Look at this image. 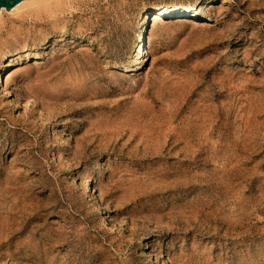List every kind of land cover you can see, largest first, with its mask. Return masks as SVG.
I'll return each mask as SVG.
<instances>
[{
	"label": "rangeland",
	"instance_id": "obj_1",
	"mask_svg": "<svg viewBox=\"0 0 264 264\" xmlns=\"http://www.w3.org/2000/svg\"><path fill=\"white\" fill-rule=\"evenodd\" d=\"M40 3L0 14V264H264V0Z\"/></svg>",
	"mask_w": 264,
	"mask_h": 264
},
{
	"label": "bare ground",
	"instance_id": "obj_2",
	"mask_svg": "<svg viewBox=\"0 0 264 264\" xmlns=\"http://www.w3.org/2000/svg\"><path fill=\"white\" fill-rule=\"evenodd\" d=\"M44 1H50V0H22L21 2H19L18 4H16L12 9H10V10H8L6 7H1L0 8V14H2L3 13V11H8V12H10V11H15V10H17V9H19L20 7H22V6H25V5H30V4H33V3H36V2H44ZM41 4V3H40ZM42 5V4H41ZM44 5H45V3H44ZM41 8H42V6H41ZM40 8V9H41ZM37 10H39V9H37ZM45 10V9H44ZM47 11V10H46ZM45 11V12H46ZM44 12V13H45ZM176 12H181L182 14H185L186 12H187V8H185V9H178V7L177 6H171V7H160V8H157V9H155V13H154V19H157V18H159V17H161L162 15H169V14H173V13H176ZM39 13H41L40 11H39ZM195 14V13H194ZM142 44H140L139 45V47H138V57L140 56V54H141V52H142ZM103 215H105V214H103ZM103 219V218H102Z\"/></svg>",
	"mask_w": 264,
	"mask_h": 264
},
{
	"label": "water",
	"instance_id": "obj_3",
	"mask_svg": "<svg viewBox=\"0 0 264 264\" xmlns=\"http://www.w3.org/2000/svg\"><path fill=\"white\" fill-rule=\"evenodd\" d=\"M21 1L22 0H0V8L4 6L7 9H11Z\"/></svg>",
	"mask_w": 264,
	"mask_h": 264
}]
</instances>
